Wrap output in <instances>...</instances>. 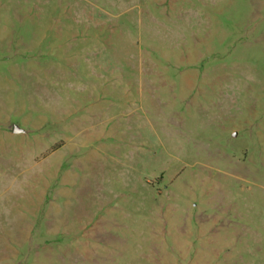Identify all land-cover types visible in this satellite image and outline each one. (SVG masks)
Here are the masks:
<instances>
[{
  "label": "rangeland",
  "instance_id": "rangeland-1",
  "mask_svg": "<svg viewBox=\"0 0 264 264\" xmlns=\"http://www.w3.org/2000/svg\"><path fill=\"white\" fill-rule=\"evenodd\" d=\"M0 264H264V0H0Z\"/></svg>",
  "mask_w": 264,
  "mask_h": 264
},
{
  "label": "water",
  "instance_id": "water-1",
  "mask_svg": "<svg viewBox=\"0 0 264 264\" xmlns=\"http://www.w3.org/2000/svg\"><path fill=\"white\" fill-rule=\"evenodd\" d=\"M16 132H20V130L18 128H16Z\"/></svg>",
  "mask_w": 264,
  "mask_h": 264
}]
</instances>
